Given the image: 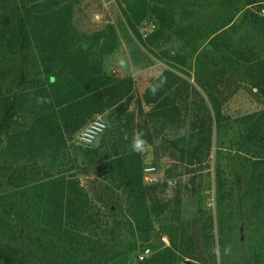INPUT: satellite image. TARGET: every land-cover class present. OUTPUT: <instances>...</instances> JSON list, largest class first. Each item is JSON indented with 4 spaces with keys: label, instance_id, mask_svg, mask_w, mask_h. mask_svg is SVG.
<instances>
[{
    "label": "trees",
    "instance_id": "1",
    "mask_svg": "<svg viewBox=\"0 0 264 264\" xmlns=\"http://www.w3.org/2000/svg\"><path fill=\"white\" fill-rule=\"evenodd\" d=\"M34 1L27 7L0 0V264H115L149 247L154 252L135 264H185L186 259L216 264L213 218L201 211L188 222L187 241L159 250L154 245L155 220L166 210L154 200V187L143 183L142 156L131 150L130 141L143 130L151 145L163 130L188 121V134L173 130L169 144L191 165L209 158L213 129L222 123L221 92L197 73L194 86L165 70L145 89L136 114L129 103L133 80L104 73L90 59L108 36L115 38L114 32L73 40L62 24L56 26L54 14L35 18L45 5ZM163 1L122 0L130 27L147 8L160 21L150 46L173 35L190 58L211 54L221 64L220 75L230 72L264 96V0H223L226 14L218 22L212 21L215 7L209 9L207 0L190 6L205 13L189 10L188 18L195 13V19L184 25L167 14L166 6H158ZM164 2L174 6L178 1ZM37 97L52 102L38 104ZM141 104L148 107L146 113ZM111 110L110 126L94 148L71 146L92 117ZM252 117L247 140L256 149L255 163L264 164V112ZM221 175L218 171L219 219L226 195Z\"/></svg>",
    "mask_w": 264,
    "mask_h": 264
},
{
    "label": "rangeland",
    "instance_id": "2",
    "mask_svg": "<svg viewBox=\"0 0 264 264\" xmlns=\"http://www.w3.org/2000/svg\"><path fill=\"white\" fill-rule=\"evenodd\" d=\"M14 1L18 4L28 2L30 5L36 2ZM164 1L158 3V6H166L167 14H174L175 20L181 25L195 19V13H205L202 7L190 8L191 5L202 4V0H177L178 2L173 3L174 6ZM41 4L45 5L44 13L34 17L42 18L41 16L48 13L54 14L50 17L56 22V26L62 24V31L73 40L102 30L114 32L115 38L108 36L94 50L95 56L90 59L98 61L104 73L116 78L130 77L133 80L129 103L130 109H135L136 114L139 112V103H142L141 96L145 89L165 70H171L194 86L197 73L201 82L209 80L211 85L221 92L218 101L221 103L222 123L219 130L213 129L209 158L191 165L185 155L169 144L175 136L173 130H177L179 134H188L191 130L188 121L184 127L163 130L141 153L143 167H157L158 182L152 185L153 198L165 206L166 210L155 220L158 239L154 245L159 250L169 246L170 242L180 244L187 241L188 222L201 211L206 217L212 215L213 218L216 264H264V164L255 163L256 149L247 140L249 125L254 120L252 116L264 112V96L243 80L232 76L230 72L226 74L224 71L220 75L221 64L211 54L205 52V57L202 53L198 61L195 56L190 58L181 42L173 35L168 40L155 44V47L150 46L148 40L159 30L160 21L153 12L149 13L147 8L145 9L148 11L145 10L142 14V20L130 27L122 0H42ZM208 4L209 9L215 7V13L210 14L213 22H217L221 14L225 17L223 0H209ZM261 4V7H264V1ZM252 9L257 10L255 7ZM189 10L195 13H190L188 18ZM95 15H99L102 20H108L109 23L96 21ZM151 24L155 26L152 30ZM125 32L128 37H124ZM119 34L123 35V38H120ZM207 71L210 75L206 74ZM201 73L206 76L202 77ZM200 92L202 93L201 90ZM202 95L210 106L205 94ZM142 110L146 113L148 107L143 105ZM111 112L112 110L96 115L89 121L97 116L102 117L106 122L107 131ZM81 129L70 142L71 146H79L76 137ZM102 136L88 148H94ZM218 171L222 173V190L223 194H226L224 199L221 198L219 206L220 219L216 205ZM81 178L86 186L87 177ZM169 182H174V186L169 185ZM219 222L221 231L218 232ZM220 240L223 241V247L219 245ZM226 245H231V254L227 256L223 254ZM146 249L150 250L149 256L154 252L151 247ZM141 252L121 258L115 264H135ZM189 262L188 259L184 261L185 264Z\"/></svg>",
    "mask_w": 264,
    "mask_h": 264
},
{
    "label": "built area",
    "instance_id": "3",
    "mask_svg": "<svg viewBox=\"0 0 264 264\" xmlns=\"http://www.w3.org/2000/svg\"><path fill=\"white\" fill-rule=\"evenodd\" d=\"M94 19L100 23L108 24V20H102L99 15H95ZM154 25H150V29H154ZM107 125L105 120L97 116L89 121L78 133L76 137L77 144L82 147L91 146L103 133L106 131ZM143 183L147 186L155 185L158 182L157 167L154 165H145L142 168ZM169 185L174 186V182H169ZM150 250L145 249L141 252L137 259L143 261L149 256Z\"/></svg>",
    "mask_w": 264,
    "mask_h": 264
},
{
    "label": "clouds",
    "instance_id": "4",
    "mask_svg": "<svg viewBox=\"0 0 264 264\" xmlns=\"http://www.w3.org/2000/svg\"><path fill=\"white\" fill-rule=\"evenodd\" d=\"M82 47L84 48V50H87V45L83 44ZM51 82H55L54 77H50L49 78ZM163 86V82L154 85L151 89V94L152 95H156L157 92L159 91L160 87ZM51 99L50 98H46V97H37V103L38 104H45V103H51ZM147 133L144 132L143 130H137L133 133L131 141H130V148L134 153H142L148 146H149V142L146 139ZM125 139H128L127 134H125ZM214 251H216L214 249ZM223 254L225 256L230 255L231 254V245H226L224 250H223Z\"/></svg>",
    "mask_w": 264,
    "mask_h": 264
},
{
    "label": "crops",
    "instance_id": "5",
    "mask_svg": "<svg viewBox=\"0 0 264 264\" xmlns=\"http://www.w3.org/2000/svg\"><path fill=\"white\" fill-rule=\"evenodd\" d=\"M189 1H192V2H193V1H195V0H189ZM205 1H207V0H202V4H203ZM185 2H186V0H185ZM221 15H222V16H220V18L217 19V22L220 21V20L223 18V15H224V14H221ZM125 33H126V32H125ZM119 37H120V38H123V35L121 36V35L119 34ZM124 37H128L127 33L124 35ZM81 179H82V178H81ZM81 183H82V180H81ZM82 184H83V183H82ZM83 185H84V184H83Z\"/></svg>",
    "mask_w": 264,
    "mask_h": 264
}]
</instances>
